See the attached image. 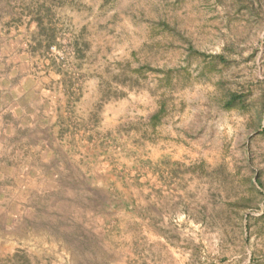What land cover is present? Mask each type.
<instances>
[{
	"label": "rangeland",
	"instance_id": "1",
	"mask_svg": "<svg viewBox=\"0 0 264 264\" xmlns=\"http://www.w3.org/2000/svg\"><path fill=\"white\" fill-rule=\"evenodd\" d=\"M0 163V264H264V0H0Z\"/></svg>",
	"mask_w": 264,
	"mask_h": 264
},
{
	"label": "crops",
	"instance_id": "2",
	"mask_svg": "<svg viewBox=\"0 0 264 264\" xmlns=\"http://www.w3.org/2000/svg\"><path fill=\"white\" fill-rule=\"evenodd\" d=\"M17 159L12 158L8 161H5V164L8 165L11 170L14 169V164H17ZM2 164V163H0ZM18 170V169H17ZM16 175H12L16 181L18 180V177L25 178L26 175L23 172H16ZM28 176V175H27ZM22 186V185H20ZM8 189H10V192L8 190V194H6L5 190L2 191V197L0 198L1 201L5 203L4 206L0 205V224H3L4 220L12 221L13 219H17L22 214V207H23V198L21 197V193L19 192V187L15 188V191H13V188L8 186Z\"/></svg>",
	"mask_w": 264,
	"mask_h": 264
},
{
	"label": "trees",
	"instance_id": "3",
	"mask_svg": "<svg viewBox=\"0 0 264 264\" xmlns=\"http://www.w3.org/2000/svg\"><path fill=\"white\" fill-rule=\"evenodd\" d=\"M33 20H35L37 22L38 26H40V28H42L41 27V19L38 18V19H33ZM49 38H51V35Z\"/></svg>",
	"mask_w": 264,
	"mask_h": 264
}]
</instances>
